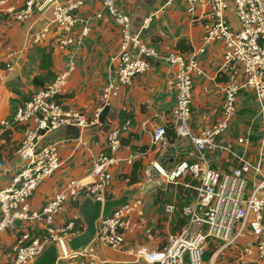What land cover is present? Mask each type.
Returning <instances> with one entry per match:
<instances>
[{"label": "crops", "instance_id": "obj_1", "mask_svg": "<svg viewBox=\"0 0 264 264\" xmlns=\"http://www.w3.org/2000/svg\"><path fill=\"white\" fill-rule=\"evenodd\" d=\"M5 1L6 5L0 6V32L2 37L16 36L7 44L6 52L13 45H16L17 52L15 57L5 59L7 68L0 76V90L3 91L0 95H4L7 101L1 114L3 120L8 119L40 87L52 82L66 68L68 61L67 51L51 47L53 37L40 45L32 42V33L51 20L50 11L18 22L5 10L12 6L20 9L24 0ZM119 6L130 16L132 32L141 31V41L162 55L174 51L182 40L189 47L182 54L186 57L196 54L209 27L205 18L187 14L184 0H121ZM154 13L156 17L142 30L144 20ZM78 17L76 31H80L86 19L90 22L91 31L76 55L75 70L70 74L59 100L65 109H76L88 119H93L97 111H102L105 106L109 110L104 124L97 123L89 129L72 130L71 133L63 128L44 137L41 146L58 145L61 166L40 184L30 199V205L33 210L40 211L70 179L91 182V163L99 153L105 151L107 132L128 123L117 157L125 159L134 156V160L131 164L122 161L111 169L112 182L107 194L112 199L128 197V229L124 232V243L115 251L92 245L88 250L108 262L132 264L138 247L162 249L183 228L178 210L170 216L164 213L163 207L174 204L178 208L190 202L196 182L186 177L169 183L157 174L152 165L158 163L166 171H171L175 165L189 159L193 147L186 140H176L173 144L167 140V145L152 143L154 129L169 124L175 105L174 77L170 66L162 61H154L150 70L129 86L119 85V68L135 54L131 51L120 52L119 31L99 0H84ZM224 19L230 26H237L230 9L225 12ZM223 52V44L215 43L207 45L203 53L197 54L202 75L196 77L193 84L190 124L195 133L221 120L223 93L219 88L221 82L217 72ZM109 84H113L114 89L105 105L102 94ZM252 109L257 110V120L250 116ZM21 138V128H0V189L10 183L18 169L15 152ZM239 138H246L247 143L239 144ZM221 139L229 146L230 152H209L207 155L213 168L221 173L230 172L238 165L232 155L235 153L243 155L254 165L259 164L264 172V117L258 115L253 92L238 93L237 113ZM135 177L136 182L130 183ZM247 177L249 187L260 180L259 176L252 174ZM80 203L66 204L54 220L57 227L74 224L70 238L80 234L81 226L85 227L78 214ZM253 227L251 220L235 245L214 254L223 253L220 264H264L258 260L256 253L249 257L243 255V246L256 243L259 239ZM23 234H27L29 239L19 244ZM44 234L43 225L35 222L17 223L13 230L0 233V264H14L19 247L26 245L30 238L41 239Z\"/></svg>", "mask_w": 264, "mask_h": 264}, {"label": "built area", "instance_id": "obj_2", "mask_svg": "<svg viewBox=\"0 0 264 264\" xmlns=\"http://www.w3.org/2000/svg\"><path fill=\"white\" fill-rule=\"evenodd\" d=\"M102 8L112 18L120 34V52L131 51L135 57L122 63L117 73L121 86H129L136 77L145 75L154 61H162L173 70L175 105L169 125L176 140H186L193 147L189 159L166 171L154 163V170L169 183L189 177L196 182L193 199L181 206L186 223L183 228L159 250L144 246L136 249L132 264H202L208 243L218 245V251L236 244L249 221L259 239L256 243L243 246L244 257L256 253L264 263V172L259 164L250 163L243 155L232 153L237 166L230 172L221 173L213 168L208 159L209 152L228 151L229 146L221 139L229 129L237 113V95L251 91L258 106V115L264 117V0H184L189 16H201L209 22L202 39V46L196 54L186 57L177 51L165 55L140 40L141 31L132 32L130 16L120 8L121 0H99ZM6 1H0L5 6ZM84 0H24L20 9L6 8V13L18 22L51 12V20L40 30L32 33V42L41 44L53 37L56 49L68 52L66 68L57 74L45 88L37 90L32 97L23 101L15 110L11 121L2 120V128L22 126V138L15 152L18 169L10 183L0 189V233L13 230L17 223L35 222L43 225L45 234L41 239L31 240L17 250L14 264H29L51 245L58 250V262L74 259L78 264H119L99 258L88 250L89 246L118 250L124 243V232L128 229V205L112 210L105 218L96 222V233L91 244L83 251L71 252L68 240L74 228L73 223L55 226V217L68 203H79L85 198L107 200L112 182L111 169L124 161L131 164L134 156L125 159L117 157L121 137L128 123L109 130L106 134L105 151L93 159L89 170L91 182L84 183L70 179L52 199L40 210H33L30 199L40 184L51 177L61 166L57 144L41 146L49 133L67 127L89 129L98 122L100 110L93 119H88L76 109H65L56 98L64 93L70 74L75 70V58L82 48L91 28L88 19L83 21L79 32L78 13ZM231 10L237 26H230L224 19ZM156 13L144 20L142 30L147 28ZM221 43L224 52L217 76L224 77L219 83L223 93L221 120L214 126L195 133L191 127V104L194 79L202 75L197 54L204 52L207 45ZM114 89L109 84L103 91L102 102L107 105ZM166 126L154 129L152 143L167 145ZM239 144L247 143L239 138ZM259 176L247 195V176ZM177 207L167 204L165 214L172 216ZM23 234L19 244L28 240ZM58 264V263H57Z\"/></svg>", "mask_w": 264, "mask_h": 264}, {"label": "water", "instance_id": "obj_3", "mask_svg": "<svg viewBox=\"0 0 264 264\" xmlns=\"http://www.w3.org/2000/svg\"><path fill=\"white\" fill-rule=\"evenodd\" d=\"M66 2L68 0H60ZM109 107L105 106L101 111L98 122L100 124L105 123V119L108 113ZM73 131H77L72 127ZM128 200L127 196H122L117 199L105 200L101 202L99 200H92L85 198L81 201L78 207V214L82 219L85 228L82 233L74 236L68 240V247L71 252H79L85 250L93 241L96 233V222L102 217H107L112 210L126 204ZM58 263V250L55 245L46 247L40 255L30 261L29 264H57Z\"/></svg>", "mask_w": 264, "mask_h": 264}, {"label": "trees", "instance_id": "obj_4", "mask_svg": "<svg viewBox=\"0 0 264 264\" xmlns=\"http://www.w3.org/2000/svg\"><path fill=\"white\" fill-rule=\"evenodd\" d=\"M40 45V44H39ZM50 45H51V47H55L56 48V44H55V40L54 39H51L50 40ZM186 49H189V47L187 46V45H185V41L184 40H182V41H179L178 42V44H177V47H176V49L174 50V51H177V52H179V53H183V50H186ZM60 73V72H59ZM56 77V76H55ZM55 79V78H54ZM53 79V80H54ZM218 80L220 81V82H224L225 81V78L224 77H218ZM51 83V82H50ZM48 84H46V85H44V86H42V87H40L39 89H43V88H45L46 86H47ZM38 89V90H39ZM63 95V94H62ZM62 95H60V96H58L57 98H56V101L58 102V103H60L61 104V102H60V100H59V98L62 96ZM32 97V95L29 97V98H26L24 101H27V100H29L30 98ZM16 110V109H15ZM15 110H14V112H15ZM14 112H13V114L8 118V120L9 121H11L12 120V118H13V115H14ZM83 114V113H82ZM14 127H17V128H21V130H22V126H20V125H15ZM165 136H166V139L168 140V142H169V144H173L175 141H176V139H175V135H174V132H173V130H172V126L171 125H166V133H165ZM0 163H1V157H0ZM136 182V177L135 178H133L131 181H130V183H135ZM107 200H111L112 199V197L111 196H107V198H106ZM126 205V204H125ZM182 206V205H181ZM181 206L180 207H178L177 208V210H178V212H179V214H180V216H181V218H182V222L184 223L183 224V226L185 225V223H186V218L185 217H183V215H182V213H181V210H180V208H181ZM80 223L82 224V222H81V220H80ZM84 226H81V228H80V233H82L83 231H84ZM19 240V239H18ZM31 240H34V239H31L30 238V240L28 241V242H26L25 244H28ZM218 251V245H215V244H213V243H208V246H207V249H206V251L204 252V255H203V259L204 260H206V261H209L211 258H212V256L216 253ZM70 261H75L74 259H72V260H67V261H59L58 262V264H66V263H68V262H70ZM78 264V263H77Z\"/></svg>", "mask_w": 264, "mask_h": 264}, {"label": "rangeland", "instance_id": "obj_5", "mask_svg": "<svg viewBox=\"0 0 264 264\" xmlns=\"http://www.w3.org/2000/svg\"><path fill=\"white\" fill-rule=\"evenodd\" d=\"M1 34L2 33L0 32V76H2V74H3V71H4L3 69L7 68V66L5 64V59H7V57H10V58L15 57L16 56V52H17L16 45H13L11 47V49L9 51H7V52H9V54H7V52H6L7 44L9 43V41L12 40V38H13V40H15L14 37H16V36H14V37H11V36L10 37H7V36L2 37ZM216 43H218V42H216ZM213 44H215V43H213ZM220 64H221V60H220L219 66H220ZM136 78H139V76L136 77ZM0 92L2 94V92H3L2 89L0 90ZM6 105H7V101L4 98V95H0V122L3 120V118H1V114H2V111H3V109L5 108ZM252 111L250 110V116L257 120V118H256L257 110L252 109ZM0 128H1V126H0ZM66 130H67V133H71L72 127H67ZM247 182H248V177H247ZM252 188H253L252 186L251 187L247 186V195L251 192ZM214 256L216 258L213 261ZM222 257H223V253H222V255L221 254L217 255V256L213 255V257L209 261H206V260L203 259V263L202 264H220V262L222 261ZM66 264H77V262L76 261H70V262H68Z\"/></svg>", "mask_w": 264, "mask_h": 264}]
</instances>
